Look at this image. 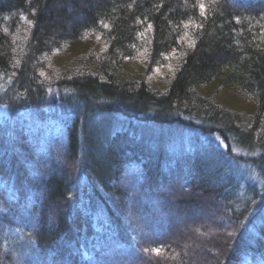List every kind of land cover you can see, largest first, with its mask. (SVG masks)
<instances>
[{
  "label": "trees",
  "instance_id": "obj_1",
  "mask_svg": "<svg viewBox=\"0 0 264 264\" xmlns=\"http://www.w3.org/2000/svg\"><path fill=\"white\" fill-rule=\"evenodd\" d=\"M0 106V264H264V0H0Z\"/></svg>",
  "mask_w": 264,
  "mask_h": 264
},
{
  "label": "rangeland",
  "instance_id": "obj_2",
  "mask_svg": "<svg viewBox=\"0 0 264 264\" xmlns=\"http://www.w3.org/2000/svg\"><path fill=\"white\" fill-rule=\"evenodd\" d=\"M222 93H224V90L222 91ZM225 96L226 95L222 96L221 98L224 99L226 97L227 98L228 97L229 98L232 97V95H229V96H226V97ZM121 106L124 107V104L120 103V102L115 103V108H118V107H121ZM149 113H150V115L156 114V112H153V110H149ZM3 114H8V109L5 106H3V107L0 106V116H3ZM147 115H148V113H147ZM119 116H121V115L118 114V117ZM149 128H150L151 133H153L155 131V128H153L152 126L148 127V129ZM183 128H184L183 130H186L185 132L181 129V130H179L177 132V134H173V136H172V137H175L176 139L178 137H180V138H182L184 140L182 142V145H181L180 142L177 143V145H176V148L179 150V152H181L184 149L185 145H186L187 148L191 149V145H189V143L187 141L190 139V137H194L196 135L195 129L189 130V128H185V127H183ZM120 129L126 130L127 127L123 126V127H120ZM130 129H131V132H133V129L131 127H130ZM167 131L171 132V129H168ZM172 132H173V130H172ZM154 136L156 138L157 134L154 135ZM154 136H152V137H154ZM172 137L170 138V135H167L165 137V139H164V142H165L164 144L166 145L165 149H166L167 152L169 150V148H168L169 141H170V139H172ZM213 138H215V139H213ZM199 139L202 140V142L212 141V142L218 143V140H217L216 137L209 136L207 134H205V135L201 134V136H199ZM194 141L196 143V140H194ZM181 148H183V149H181ZM237 149L238 148H236V146H235L234 150L237 151ZM239 150H238V152L242 153L240 148H239ZM172 151H174V150H172ZM244 154H245V152H244ZM229 157L231 159H233L231 156H229ZM235 166L236 167L234 168V170H235L234 173L237 175V177H239V176H243L244 177V180H243L244 186H246L247 183H250L252 181H257L258 183L263 185V180L264 179L261 177L259 172L255 169V167H253L251 164H248V163H245V162H242V161L238 160V161H236ZM262 214H264V203H263V207L261 209L260 208H256L251 213V218L254 220L255 217L257 218L258 216H260ZM5 237H6L5 242H7V244H9L11 246V248H13L15 250L16 257L19 258V260H20V262L22 264H24L25 261H26V263L30 262L31 264H36L37 260H36V257L34 255V250L35 249H34L33 245L28 241L29 238H27L26 236L23 235V233H21L20 226H16V227L14 226L12 229H9L7 231V234H5Z\"/></svg>",
  "mask_w": 264,
  "mask_h": 264
},
{
  "label": "snow or ice",
  "instance_id": "obj_3",
  "mask_svg": "<svg viewBox=\"0 0 264 264\" xmlns=\"http://www.w3.org/2000/svg\"><path fill=\"white\" fill-rule=\"evenodd\" d=\"M201 8H203V5H201ZM158 251V250H157Z\"/></svg>",
  "mask_w": 264,
  "mask_h": 264
}]
</instances>
